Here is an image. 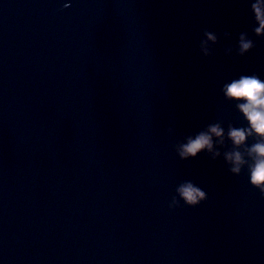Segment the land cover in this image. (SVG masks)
Listing matches in <instances>:
<instances>
[{
	"label": "water",
	"instance_id": "water-1",
	"mask_svg": "<svg viewBox=\"0 0 264 264\" xmlns=\"http://www.w3.org/2000/svg\"><path fill=\"white\" fill-rule=\"evenodd\" d=\"M65 2L0 0V264H264L246 173L172 147L235 121L226 77L264 76L249 0ZM242 31L255 47L225 55ZM184 179L208 200L169 209Z\"/></svg>",
	"mask_w": 264,
	"mask_h": 264
},
{
	"label": "clouds",
	"instance_id": "clouds-1",
	"mask_svg": "<svg viewBox=\"0 0 264 264\" xmlns=\"http://www.w3.org/2000/svg\"><path fill=\"white\" fill-rule=\"evenodd\" d=\"M70 4L71 0H68L62 7L68 8ZM249 10L253 19L252 34L264 37V0H249ZM231 35L228 31L223 33L226 39ZM218 42L216 32L204 29L198 44L200 53L205 57L211 56L213 45ZM254 47L252 36L242 31L235 44L226 47L224 52L228 56L233 52L244 56ZM220 93L234 108L235 121L218 119L207 123L175 140L173 150L180 160L185 161L200 155L212 161L222 158L229 173L235 176L246 173L247 183L264 197V76L252 72L226 77L220 83ZM173 131L168 127L169 135ZM207 200L208 192L201 185L184 179L175 186L168 208H195Z\"/></svg>",
	"mask_w": 264,
	"mask_h": 264
}]
</instances>
